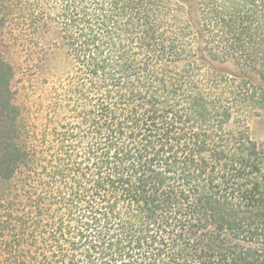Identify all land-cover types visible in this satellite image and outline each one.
Wrapping results in <instances>:
<instances>
[{
    "label": "trees",
    "instance_id": "trees-1",
    "mask_svg": "<svg viewBox=\"0 0 264 264\" xmlns=\"http://www.w3.org/2000/svg\"><path fill=\"white\" fill-rule=\"evenodd\" d=\"M194 8L0 0V264H264V0Z\"/></svg>",
    "mask_w": 264,
    "mask_h": 264
},
{
    "label": "rangeland",
    "instance_id": "rangeland-1",
    "mask_svg": "<svg viewBox=\"0 0 264 264\" xmlns=\"http://www.w3.org/2000/svg\"><path fill=\"white\" fill-rule=\"evenodd\" d=\"M183 2V5L186 6L188 9V12L190 16L195 17L196 11L194 8V0H181ZM63 55H65L67 58L65 62H61L58 66V73L60 75H49V77L52 79V83L43 86V79L45 78L44 75H36V79L38 81V85L40 87V84L42 86V92L43 87L46 88L45 94L47 95L48 100L46 101V104L50 103H56L59 106V113H69V110L71 109L72 103H70L67 99L65 90H71L74 89L77 85V79L76 76H78V64L74 61V59L69 56L66 52V50H63ZM220 67H232L231 65H225V64H219ZM68 71V72H67ZM69 75H64V74ZM65 77L66 81L65 89H62L60 86V80ZM40 89V88H39ZM251 132L254 140L258 143V145L264 149V114H262L259 117L254 118L251 121ZM264 167V165H263Z\"/></svg>",
    "mask_w": 264,
    "mask_h": 264
}]
</instances>
